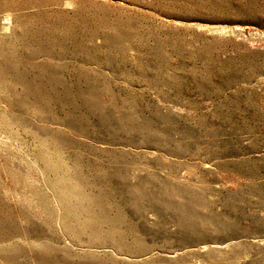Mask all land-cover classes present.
Masks as SVG:
<instances>
[{
    "label": "rangeland",
    "instance_id": "rangeland-1",
    "mask_svg": "<svg viewBox=\"0 0 264 264\" xmlns=\"http://www.w3.org/2000/svg\"><path fill=\"white\" fill-rule=\"evenodd\" d=\"M0 264H264V0H0Z\"/></svg>",
    "mask_w": 264,
    "mask_h": 264
}]
</instances>
